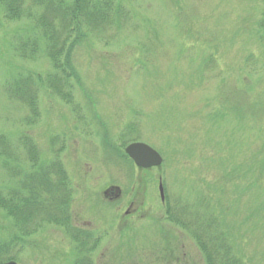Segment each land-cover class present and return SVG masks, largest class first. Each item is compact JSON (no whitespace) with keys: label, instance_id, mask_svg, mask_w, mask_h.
<instances>
[{"label":"rangeland","instance_id":"rangeland-1","mask_svg":"<svg viewBox=\"0 0 264 264\" xmlns=\"http://www.w3.org/2000/svg\"><path fill=\"white\" fill-rule=\"evenodd\" d=\"M118 1L129 21L106 42L77 46L72 102L39 87L33 126L5 88L51 73L49 61L15 56L11 45L31 23L8 21L0 3V132H26L42 160L58 154L75 191L70 222L93 233L94 264H205L191 235L161 220L160 176L172 198L211 195L236 255L264 264V0ZM127 138L157 150L163 165L123 160L116 150ZM7 179L0 165V186ZM111 185L122 190L116 200L103 195ZM42 226L20 239L18 263L72 264L78 244L63 227ZM13 232L0 211V236Z\"/></svg>","mask_w":264,"mask_h":264},{"label":"trees","instance_id":"trees-1","mask_svg":"<svg viewBox=\"0 0 264 264\" xmlns=\"http://www.w3.org/2000/svg\"><path fill=\"white\" fill-rule=\"evenodd\" d=\"M0 3L8 21L31 23L26 34H19L11 45L15 56L33 62L43 57L50 64L51 73L44 77L18 75L5 88L9 98L28 109L25 119L28 124H33L40 115L37 84L47 85L57 96L72 102L75 88L71 80L81 85L72 61L77 46L89 38L115 34L130 19V11L118 0H0ZM128 129L131 133L135 126L130 124ZM18 131L14 138L0 132V165L9 176L0 186V211L14 228L13 237L0 236V263L16 259L20 239L47 221L64 227L78 244L72 264H94L88 256L94 246L88 247L89 243L79 237L82 231L70 222L72 191L62 163L58 159L42 160L34 140L21 129ZM117 153L131 163L123 150L117 149ZM209 196L197 192L193 198L181 195L172 198L167 193L163 221L191 235L205 264H247L236 255L227 221L215 213Z\"/></svg>","mask_w":264,"mask_h":264},{"label":"water","instance_id":"water-1","mask_svg":"<svg viewBox=\"0 0 264 264\" xmlns=\"http://www.w3.org/2000/svg\"><path fill=\"white\" fill-rule=\"evenodd\" d=\"M126 154L134 161L136 166L140 168H149L152 166H157L162 162L161 156L150 146L143 144V143H131L125 148ZM160 196L163 200V187L159 185ZM113 192H120L119 189L116 188H109L107 189L104 194ZM5 264H16L15 262H9Z\"/></svg>","mask_w":264,"mask_h":264}]
</instances>
